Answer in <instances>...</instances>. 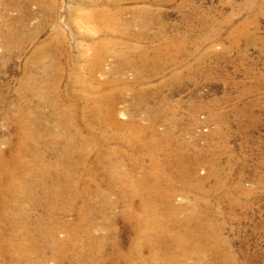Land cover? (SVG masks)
Listing matches in <instances>:
<instances>
[{
    "label": "bare ground",
    "instance_id": "obj_1",
    "mask_svg": "<svg viewBox=\"0 0 264 264\" xmlns=\"http://www.w3.org/2000/svg\"><path fill=\"white\" fill-rule=\"evenodd\" d=\"M166 1L173 0L158 3ZM120 2L87 0L85 7L70 10L71 24H75L76 16L79 25L92 26L91 36L84 37L92 54L82 43L77 56L70 51L66 55L70 72L66 80L70 81L65 95L73 97L77 89L82 90L86 93L80 97L83 108L71 105L65 112L61 110L65 101L61 108L58 104L67 71L60 50L69 43L60 28L35 46L29 65H24L25 77L18 91L21 96H30V107L11 109L18 113L15 117L12 114L16 141H9L7 151L1 149L0 140V264H66L73 256H78L77 264H235L232 242L224 237L226 221L250 194L242 191L240 177L232 182L233 174L220 166L219 146L209 156L191 155L190 146L175 136L180 123L178 105L167 107V98L162 97L159 106H150L170 82L153 91L141 88L135 105L131 104L134 112L127 123L117 121L118 101L131 95L134 83L141 85L147 74L159 80L177 63L163 61L165 48L170 47L166 45L171 43L163 33L156 36L162 44L152 51L131 45L132 41L149 40L157 21L148 8L123 9ZM190 2L185 0V4ZM50 4L49 8L42 4L40 8L56 25L57 5L55 0ZM128 12L133 14L131 20L125 17ZM27 17L21 16L19 21L4 19L6 28L0 47L10 58L26 46L36 45L44 30L45 23H41L28 32ZM110 59L116 65L106 72L105 64ZM35 67L42 68L43 77L33 75ZM130 70L137 72L134 82L125 76ZM101 76L105 80H100ZM139 110L144 111L145 123L136 118ZM55 116L57 128L53 126ZM159 123L167 127L162 137L156 129ZM214 135L221 137L222 129ZM115 143L120 148L110 146ZM130 150L135 156L139 153L143 158L150 157V169L145 170V159L138 155L136 168L142 170L139 177L125 167L132 155ZM161 156H166L164 161ZM203 164L209 165L220 194L214 206L203 205L205 179L197 176V168ZM179 194L193 196L191 205L175 204ZM34 209L42 213L34 214Z\"/></svg>",
    "mask_w": 264,
    "mask_h": 264
},
{
    "label": "rangeland",
    "instance_id": "obj_2",
    "mask_svg": "<svg viewBox=\"0 0 264 264\" xmlns=\"http://www.w3.org/2000/svg\"><path fill=\"white\" fill-rule=\"evenodd\" d=\"M26 1L0 0V42L3 41V32L6 28L4 19L7 17L19 21L21 16L27 17L28 15L25 22L28 32H32L38 25L45 23L44 30L37 44L26 46L27 49L24 48L26 50L15 52L16 56L15 54H13L14 57L11 56L13 59L9 57V54H5V49L0 47V140H3L1 149L5 151L8 150L7 144L9 141L14 139L16 141L15 125L12 118L17 116L18 113L11 109L17 107V110L20 108L19 110L22 111L24 108L28 109L30 107L28 105V103L30 104L28 101L31 99L30 96H21L18 90L20 89V83L25 77L26 69L24 68L29 65L35 46L46 42L53 34L55 28L58 27L69 38V43L64 46L66 48L64 49L63 47L60 50V52L63 50L61 53L64 55L62 62L65 70L68 68L66 66V55L70 51L74 56H77L79 44L84 43L87 53L89 55L92 54L88 43L84 41V37L91 36L92 26L87 24L79 25L76 20L80 22V19L76 16H73V19H75L74 25L69 21L70 10L85 7L87 0H55L58 6H56L55 13L58 21L56 25L50 19L48 13L40 8L41 4L45 5L47 2L49 4L44 7L49 8L53 0H42V2L40 0ZM30 1L31 3H28ZM36 1L37 4H35ZM120 1L119 7L123 9L148 8L153 12L157 21V25L149 32L151 40H147V43L132 41L131 45L152 51L162 44V41H159L156 36L163 33L167 41L171 42L166 45L170 47L165 48L163 61L167 59L165 63L167 62L170 65L172 60L177 63L175 66H171L170 69L168 68L167 72L160 76L161 78H158L159 80H153L151 79V74H147L146 81L144 80L141 85L134 83L135 92L133 91L131 95H126L125 98L122 97L118 101L117 111L119 112H117V121L121 124L127 123L129 114L134 112V99L138 98L137 94L141 88L153 91L155 87L170 82L171 85L162 88L158 99L153 101L150 106H159L158 102H161L162 97H166L167 105H165L167 107L174 105L180 107L177 113L180 123L175 136L179 137L182 143L190 146L189 152L191 155L202 153L208 155L216 146L220 147L218 149L220 151L218 154L221 156L220 166L225 167L226 173L233 174L232 182L236 183L239 181L237 180L238 177H240L242 191L250 194L247 198H243V204L239 207L240 209L236 210V214L234 213L233 216L230 214L228 216L227 214L224 237L232 242V253L236 257L235 264H264V0H191L189 5L185 4V0L166 1L165 4H159L158 0ZM1 4L4 7L6 5V7L4 8ZM18 5L19 7H17ZM47 5L50 6L48 7ZM41 16L43 19L40 18ZM132 16V12H128L125 15L127 20H131ZM150 57L152 58L153 54ZM114 65H116L115 61L110 59L106 62L104 70L108 72ZM41 69L40 67L33 68V72H36L33 75L35 74L38 78L43 77L42 74L44 72ZM69 73V69L65 71L64 84L60 89V94L58 93L60 95L59 99L61 97L58 104L60 108L63 105L61 110L63 111L64 109L65 112L71 105L81 108L83 104L80 101V97L81 95L82 97L86 95V93L82 94L84 93L82 90L79 91L77 89L74 92L75 96L66 97L65 86L70 81L66 80V78H70ZM136 73V71L130 70L125 76L129 81L134 82L137 77ZM99 78L100 80H105L106 77L101 76ZM177 80L180 82H177ZM68 99L69 101H67ZM62 102L65 104H62ZM161 106L165 110L164 106ZM122 108L124 109L122 110ZM48 111L45 110V113L47 114ZM49 113L50 111L48 115ZM135 115L139 122L144 121L143 123H145L144 111L139 110ZM139 115L141 117H137ZM55 117L56 119L54 120L56 121L53 122V126L55 125L54 128H57L58 116ZM7 118H11V120ZM219 128L222 129V135L221 137H215L214 134ZM156 129L157 133L162 137L167 127L164 123H159ZM118 145L115 143L110 146L116 150L120 148ZM130 153L132 154L131 156ZM130 153L125 167L130 171L132 170L131 172L134 176L139 177L142 174V170L136 168V162L139 157L142 159L143 155L141 156L137 153L135 156L133 150H130ZM165 158L166 156H161L160 160L164 161ZM143 159L146 162H143V168L149 170L150 157L144 156ZM210 171L209 165L203 164L197 168V176L205 179L204 189L207 194L204 198L202 197L203 200L205 199L203 205L214 206L215 199L218 196L220 197V194L216 192V180L211 176ZM184 197V195L179 194L175 199V204L178 206L191 205L193 196ZM206 197L209 199L208 201ZM32 209L33 207H31ZM33 211L34 214L42 213L38 210L35 212V209ZM213 212H216V210L213 209ZM69 219L73 220V217H69ZM120 227L125 233L126 228H124V225ZM69 261L66 264H77V261L80 260L78 256H73ZM48 264H53V262Z\"/></svg>",
    "mask_w": 264,
    "mask_h": 264
}]
</instances>
